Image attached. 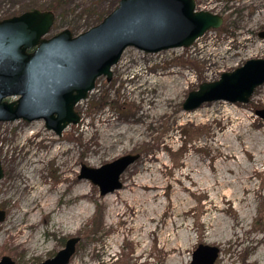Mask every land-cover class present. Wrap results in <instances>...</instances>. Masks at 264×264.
<instances>
[{"label": "rangeland", "instance_id": "rangeland-1", "mask_svg": "<svg viewBox=\"0 0 264 264\" xmlns=\"http://www.w3.org/2000/svg\"><path fill=\"white\" fill-rule=\"evenodd\" d=\"M48 1L0 0V19L46 10ZM195 1L197 9L222 14L223 23L187 47L147 52L128 46L112 79L97 78L76 105L81 120L61 135L42 118L0 122V209L6 211L0 258L38 262L77 236L67 264H190L199 243L219 246L214 264H264V118L256 112L264 108V83L248 102L183 107L201 82L264 57V0ZM118 2L66 0L46 36L63 28L80 33ZM237 112L248 122L239 136L232 131L243 118ZM126 153L140 156L122 173L120 188L101 194L91 179L78 176L83 164L98 167ZM33 168L37 174L25 171ZM34 175L55 192L54 208L39 210L38 198L32 211L20 214ZM83 189L85 197L75 198L88 210L61 223L74 205L66 198ZM25 220L35 223L24 238L16 224Z\"/></svg>", "mask_w": 264, "mask_h": 264}, {"label": "water", "instance_id": "water-1", "mask_svg": "<svg viewBox=\"0 0 264 264\" xmlns=\"http://www.w3.org/2000/svg\"><path fill=\"white\" fill-rule=\"evenodd\" d=\"M55 16L53 10L33 8L0 19V122L42 118L61 135L81 120L76 105L88 97L97 78L112 79V67L128 46L147 52L187 47L224 21L222 14L197 9L195 0H119L100 22L80 33L63 28L46 36ZM259 34L264 37V30ZM263 83L264 57H252L216 80L201 82L183 107L194 109L218 99L248 102ZM256 112L264 118V108ZM139 156L126 153L98 167L83 164L78 176L91 179L106 194L122 187V173ZM3 176L0 160V179ZM5 217L0 209V221ZM78 240L70 237L54 256L38 262L17 263L3 255L0 264H67ZM219 252L217 245L199 243L190 264H214Z\"/></svg>", "mask_w": 264, "mask_h": 264}, {"label": "bare ground", "instance_id": "bare-ground-1", "mask_svg": "<svg viewBox=\"0 0 264 264\" xmlns=\"http://www.w3.org/2000/svg\"><path fill=\"white\" fill-rule=\"evenodd\" d=\"M175 81L178 80V78H174ZM166 103V102H165ZM167 104V103H166ZM163 111H166L165 109ZM236 116H238L237 118H242L239 122L236 123V125H234V128L232 129L233 134H235L236 136H239L242 133V129L246 128L245 131H248L247 129V124L248 122L246 121L247 115L246 114H242L237 112ZM64 146H58V148H56V150H63L69 147H65ZM23 167H26V163H24L22 165ZM25 171H31L34 172V174H37L38 171H36V168H33L32 170L26 169ZM69 174H66V177H68ZM34 181L28 186L30 189H34V191H32L28 196H27V202L24 204V208L20 209V214L22 213H27L29 211H32L35 207L33 206V204L35 203V200L39 198L40 200V204H39V210H43L44 212H48L51 211L54 208V199H55V192H50L49 189L47 188V186H44L43 184H39L40 182L37 180V178L34 175ZM36 184H38V186H36ZM86 183L82 184V187L85 188ZM86 195V191L80 190L77 191L76 194L74 195H70L66 198V202H70V203H74L73 207L70 208L71 211H67V215H62L61 217V223L63 221H65V219H68V222L71 221L72 218H74L77 215H81V213L83 211H87L89 208V205L86 204V202L84 201H76L75 197H85ZM109 195V194H107ZM110 198V197H109ZM57 199L60 200L61 197L57 196ZM110 202L113 201V199H108ZM143 210H145L143 208ZM60 212L65 213V210L63 208L59 209ZM142 211V208L139 209V212ZM16 217H18V215H16ZM17 220V219H16ZM35 222H33L32 220H25L24 222L21 223H17L16 226H20V231L22 232V237H26L27 233H29V230L33 228V224ZM183 247V244H179V248L181 249V253L183 252V249L181 248ZM259 264V263H258Z\"/></svg>", "mask_w": 264, "mask_h": 264}, {"label": "trees", "instance_id": "trees-1", "mask_svg": "<svg viewBox=\"0 0 264 264\" xmlns=\"http://www.w3.org/2000/svg\"><path fill=\"white\" fill-rule=\"evenodd\" d=\"M64 1H66V0H50L46 4V9H51L55 12H58V10L62 7ZM103 17H104L103 14L98 15L99 20H101Z\"/></svg>", "mask_w": 264, "mask_h": 264}, {"label": "flooded vegetation", "instance_id": "flooded-vegetation-1", "mask_svg": "<svg viewBox=\"0 0 264 264\" xmlns=\"http://www.w3.org/2000/svg\"><path fill=\"white\" fill-rule=\"evenodd\" d=\"M3 256V255H2Z\"/></svg>", "mask_w": 264, "mask_h": 264}]
</instances>
